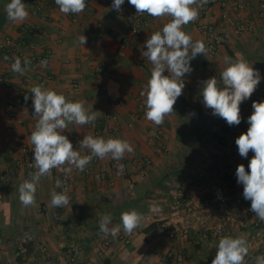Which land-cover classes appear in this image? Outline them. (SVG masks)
Masks as SVG:
<instances>
[{"label":"crops","instance_id":"obj_1","mask_svg":"<svg viewBox=\"0 0 264 264\" xmlns=\"http://www.w3.org/2000/svg\"><path fill=\"white\" fill-rule=\"evenodd\" d=\"M239 1L244 9L229 8L233 23L223 18L226 8L215 3L205 13L200 8L198 18L183 26L193 41L205 43L208 53L191 61L193 71L184 77L185 88L174 113L156 126L146 119L141 96L152 69L142 52L146 40L170 17L152 18L148 27L132 34L126 17L111 8L113 0H89L78 15L61 13L54 0H22L29 12L27 20L10 22L5 12L10 0H0V44L7 37L22 44L11 52L0 49V264H68V249L73 246L75 264H211L224 237L214 233L222 216L215 210L206 212L205 225L194 216L198 203L212 196L216 169L232 188L228 203L233 221L224 224L231 236H241L238 233L248 227V220L255 221L253 227L264 226L250 211L243 185L231 175L245 159L232 136L245 133L249 125L241 121L229 126L204 107L199 94L201 82L211 77L220 81L225 57L235 59L237 54L259 70V84H264V0ZM242 20L253 28L236 34L234 23ZM82 34L87 38L83 47L77 43ZM215 37L221 42L211 53L208 42ZM33 54L47 55V65L31 61L22 76L11 70L16 58L23 66ZM35 85L61 93L69 101H83L89 111L103 114L93 124H70L62 134L72 143L91 134L127 140L134 149L119 162L97 158L88 172L73 168L66 208L50 207L51 192L62 174L57 169L41 177L34 205L24 207L19 200V185L30 179L24 158L34 154L29 137L37 118L29 102H16L12 109L8 103L21 91L32 95ZM254 93H259L258 87ZM253 101H244L241 113L252 108ZM258 101H264V94ZM14 135L20 140H14ZM137 161L145 165L143 177ZM118 163L124 166L121 174ZM179 189L184 198L177 216L172 202ZM133 209L144 220L132 234L121 229L113 238L100 232L103 215H112L109 227H114L121 223L122 212ZM22 244L32 248L25 260L19 259ZM255 259L247 255L244 264H255Z\"/></svg>","mask_w":264,"mask_h":264},{"label":"clouds","instance_id":"obj_2","mask_svg":"<svg viewBox=\"0 0 264 264\" xmlns=\"http://www.w3.org/2000/svg\"><path fill=\"white\" fill-rule=\"evenodd\" d=\"M125 0H113L111 8L117 12ZM209 0H128L136 9L137 15L147 14L152 18L170 17L161 30L153 32L146 40L142 56L151 63L152 69L141 96L144 97L145 117L148 121L160 126L165 118L174 113V105L185 88V75L191 74V61L198 55L207 56L208 49L201 40L193 41L190 34L182 30L183 26L195 21L199 9ZM59 11L63 14H80L87 7L86 0H55ZM7 19L10 22L27 20L29 12L22 0H10L5 6ZM87 38L82 34L77 43L83 47ZM5 59H8L5 57ZM47 65V61H41ZM225 68L220 72L221 80L216 77L201 82L200 96L205 108L212 110V115L222 118L229 126L241 123L240 105L248 100L256 91L261 74L241 54L236 58L225 57ZM31 61L16 58L11 70L24 75ZM167 70L168 75H165ZM34 107L33 116L37 118L29 140L34 151L35 173L30 179L19 185V200L24 207L35 203L37 184L41 177L51 174L53 169L64 173L67 178L73 168L83 172L94 158L101 160L110 157L119 162L126 153H133V146L120 138H103L87 134L79 142V148L88 149L89 155H81L73 149L72 142L62 134L70 124H93L100 115L99 111H89L83 101H69L65 95L46 89L43 85H35L30 89ZM28 96L24 99L27 102ZM252 114L247 118L249 127L239 135L235 144L242 158L249 152L254 153L248 163L249 171L240 164L236 168L237 183L243 185V197L251 202L250 211L255 217L264 221V101H253ZM192 115H195L193 113ZM118 174L123 173L124 166L117 164ZM56 188L63 191L51 192L50 207L66 208L70 204L67 187L57 179ZM144 217L135 209L121 213V223L114 227L112 215L105 214L99 220V230L113 238L123 230L130 235L140 228ZM217 252L211 264H244L249 248L243 235L238 237L224 236L219 239ZM255 264H264V256H257Z\"/></svg>","mask_w":264,"mask_h":264},{"label":"built area","instance_id":"obj_3","mask_svg":"<svg viewBox=\"0 0 264 264\" xmlns=\"http://www.w3.org/2000/svg\"><path fill=\"white\" fill-rule=\"evenodd\" d=\"M88 1L89 0H86V4L88 3ZM54 2H55V0H54ZM215 3H221L226 8L224 13H223V18L226 19L228 22H232L231 19L229 18V8H234L236 10H242L245 8V5L242 2H240L239 0H209V2L201 8V13H205L206 9L208 7L214 5ZM261 8L264 10V3H262ZM118 13L121 14L122 16L126 17V19L129 21L130 31L132 34H139L143 28L148 27L149 21H151V19H152V17L148 16L147 14L137 15L136 9L134 8V6H132L128 3V0H125L124 4L121 6V11H119ZM234 26H235L234 31L236 34H241V33L250 31L253 28L252 25L245 20H242L240 22H235ZM198 29L203 31L204 27L202 25H199ZM121 38L123 41L126 40L125 37H121ZM220 42H221L220 38L215 37V38L210 39V41L208 42V46H209L211 53L215 52V50H216L217 46L220 44ZM29 46L31 47V49H34L36 47L34 43H31ZM21 47H22V44L20 42H17V43L14 42L11 37H7L0 44V49L3 52H11L12 50H19V49H21ZM48 59L49 58L47 55L36 56L33 54L30 57H28V60L33 61V62L36 61L38 63H41V61H44V60L48 61ZM258 91H259L258 94L253 93V95L249 99H253L254 101L259 102L258 99L260 98V95L264 94V84L258 85ZM24 97H25L24 92L21 91V95L18 98H16V100H10V102L8 103V107L10 109H12L14 103L26 102ZM28 97L29 98H28L27 102H29L33 107L32 95H30ZM252 112H253V109L250 108L247 112L241 113V117H242L241 121H244L245 123H247V118L252 114ZM238 136H239L238 134H235L234 136H232V138L236 139ZM13 139L17 140V141L20 140L18 135H14ZM72 144H73L74 150L79 149V141H76ZM22 150L26 151V148H23ZM79 151H80L81 155H89L90 154V151H85V150H83V151L79 150ZM253 155H254V153H252L250 151L248 154V157L245 158L243 161V165L245 166L246 171L248 170V163H249V161ZM24 161H25V164L29 168L31 173H35L37 171V169L34 167V154L26 155L24 158ZM96 161H97V158H94L91 161V163L87 166L85 171L88 172L90 170L91 166ZM136 166L139 169L140 176L143 177L146 173L144 163L142 161H137ZM226 171H229V170L227 168H225V172ZM213 174L215 175V180L213 183L212 196L209 199L202 200L198 203V205H197L198 212L195 214L194 219L197 222H199L201 225H205V223H206L204 220L205 213L210 211V210H215L217 213H219L222 216L223 222L218 224L214 228V233L218 236L219 235L231 236L230 231L224 226V224L231 223L233 221V216H232L231 211L229 209V203H228L229 197H230V195H232V188L228 186V184L225 182V180L221 176L220 169L214 170ZM231 175H232L234 181L237 182L236 174L231 173ZM73 179H74V176L72 174L68 175L66 178L64 173H62L60 178H59V180H61L62 183L67 187L68 191L70 190V186L72 184ZM56 191L61 192V191H63V188H56ZM183 198H184L183 189L177 190L175 193V196H174V200L172 202V207L174 210H176L175 214L177 216H180L179 207L182 204ZM187 222L190 223V220L188 219ZM26 250H27V247L23 244L19 247V251L22 253H24ZM68 254H69L68 264H75L76 256H75V247L74 246L70 247L68 249ZM0 263H1V259H0Z\"/></svg>","mask_w":264,"mask_h":264},{"label":"rangeland","instance_id":"obj_4","mask_svg":"<svg viewBox=\"0 0 264 264\" xmlns=\"http://www.w3.org/2000/svg\"><path fill=\"white\" fill-rule=\"evenodd\" d=\"M248 222V227L252 226L253 227V221ZM248 227L245 230H240L241 232L238 233L239 235H243L245 239L247 240L249 252L248 256L250 258H256L257 256H262L263 254V248H264V226H254L253 230L248 229ZM238 237V236H237ZM264 255V254H263Z\"/></svg>","mask_w":264,"mask_h":264},{"label":"trees","instance_id":"obj_5","mask_svg":"<svg viewBox=\"0 0 264 264\" xmlns=\"http://www.w3.org/2000/svg\"><path fill=\"white\" fill-rule=\"evenodd\" d=\"M31 249H32V248H31V245H30V244L27 245V250H26V252H25L26 254H23V253L20 254V255H19V257H20L19 259H22V260L27 259V258L29 257V255H30V253H31Z\"/></svg>","mask_w":264,"mask_h":264}]
</instances>
